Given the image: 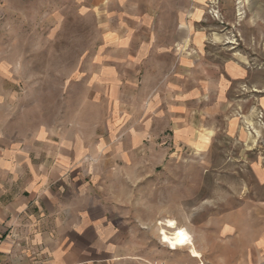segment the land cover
Here are the masks:
<instances>
[{
	"label": "rangeland",
	"instance_id": "obj_1",
	"mask_svg": "<svg viewBox=\"0 0 264 264\" xmlns=\"http://www.w3.org/2000/svg\"><path fill=\"white\" fill-rule=\"evenodd\" d=\"M177 2L139 6L126 23L113 0H0V124L114 130L120 145L105 155L119 159L105 191L137 228L140 264H174L182 253L228 264L264 238V21L255 19L264 0L214 1L215 18L201 22L211 40L203 58L227 80L196 103L171 98L163 81L192 56L193 37H174L177 21L148 19ZM125 28L136 36L113 35ZM123 61H139L138 73L126 65L116 84L96 82ZM136 133L142 142L130 148ZM180 228L190 243L162 242Z\"/></svg>",
	"mask_w": 264,
	"mask_h": 264
},
{
	"label": "crops",
	"instance_id": "obj_2",
	"mask_svg": "<svg viewBox=\"0 0 264 264\" xmlns=\"http://www.w3.org/2000/svg\"><path fill=\"white\" fill-rule=\"evenodd\" d=\"M160 1L170 5L177 2L113 0L114 4L123 6L120 12L126 23L128 16L131 20L137 19L139 6H155ZM214 1L179 0L177 8L168 7L162 13L149 9V20L177 21L171 32L174 37L184 38L180 40L193 37V49L190 45L187 49L178 45V50L191 49L192 56L179 57L163 80L169 85L165 89L171 98L181 102H201L214 91L216 83L222 84L218 66L203 58L204 46L211 40L201 22L215 18ZM255 19L264 21V8L261 7ZM182 22H193V29ZM136 34V28L134 32L125 28L113 35L122 41ZM138 63H112L114 72H99L96 82L103 86L116 84L125 78L118 74L120 68L129 65L138 73L135 69ZM186 70L188 77L182 78ZM186 80H192L193 84L182 86ZM188 107L181 111H194ZM179 128L175 129V136L184 133ZM141 137L136 133L130 148L138 147ZM115 138L116 132L104 127L100 130L95 127L86 136L75 131L73 124L61 130L37 128L13 132L6 120L5 125L1 122L0 264H140L137 259L146 255L139 248L137 228L121 216L105 191L104 182L119 159L105 155L107 150L119 147ZM263 239L244 247L242 255L228 264H264ZM172 263L199 264V260L182 253Z\"/></svg>",
	"mask_w": 264,
	"mask_h": 264
},
{
	"label": "clouds",
	"instance_id": "obj_3",
	"mask_svg": "<svg viewBox=\"0 0 264 264\" xmlns=\"http://www.w3.org/2000/svg\"><path fill=\"white\" fill-rule=\"evenodd\" d=\"M172 223L175 225L176 222L173 221ZM162 242H167V243H169V245L171 247H176L178 245H184L186 243H190L191 239H190V236L187 233V231L184 230L183 228H180L171 237H169L168 235H165L163 237V241Z\"/></svg>",
	"mask_w": 264,
	"mask_h": 264
},
{
	"label": "built area",
	"instance_id": "obj_4",
	"mask_svg": "<svg viewBox=\"0 0 264 264\" xmlns=\"http://www.w3.org/2000/svg\"><path fill=\"white\" fill-rule=\"evenodd\" d=\"M152 264H162V263H159L158 261H155L154 263H152Z\"/></svg>",
	"mask_w": 264,
	"mask_h": 264
}]
</instances>
